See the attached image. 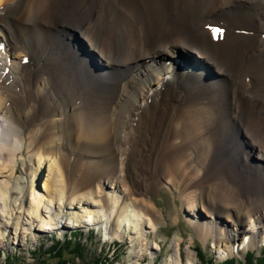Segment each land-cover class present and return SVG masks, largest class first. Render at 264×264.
Returning a JSON list of instances; mask_svg holds the SVG:
<instances>
[{
    "label": "bare ground",
    "instance_id": "1",
    "mask_svg": "<svg viewBox=\"0 0 264 264\" xmlns=\"http://www.w3.org/2000/svg\"><path fill=\"white\" fill-rule=\"evenodd\" d=\"M0 42V218L28 189L39 230L66 199L77 218L156 230L153 197L167 184L204 243L232 255L244 236L262 242L264 0H0ZM176 58L209 73L174 69Z\"/></svg>",
    "mask_w": 264,
    "mask_h": 264
},
{
    "label": "rangeland",
    "instance_id": "2",
    "mask_svg": "<svg viewBox=\"0 0 264 264\" xmlns=\"http://www.w3.org/2000/svg\"><path fill=\"white\" fill-rule=\"evenodd\" d=\"M82 35L78 32L77 36L76 33L78 43L81 41L83 43ZM84 44L86 49L83 50L89 51L87 42L84 41ZM94 57L97 58V55L94 54ZM128 133L126 132L125 136ZM116 144H119L122 150L129 148L125 138L122 143L116 138ZM248 149L251 150L249 147ZM3 150L6 152L8 148L4 147ZM253 156H258V153L252 152V156L250 155L248 159ZM73 157L75 156L72 155L71 158ZM73 166L74 163L71 167L69 165V171L73 170ZM17 168L19 174L15 175L14 179L19 178L23 185H27L34 178L32 175L34 166L26 161L19 162ZM28 170L31 171L30 174ZM117 175L120 177L118 171ZM37 183L42 186L41 176L38 177ZM105 183V191L112 192L113 186L107 181ZM160 189L153 200L163 211L165 218L159 229L155 230L150 225H146V229L139 231L127 227L116 228L112 217L104 212L96 214L97 217L94 218H88L86 215L77 218L79 211L73 209L67 199L62 204L61 214H58L55 205H51L52 210L46 216L52 218V224L48 223L39 230L37 221L30 218L23 206L29 199L28 189H25L22 195L18 192L14 193L15 195L8 201L6 219L0 218V264H97L96 260L104 258L108 260L104 264H137L138 258H143L138 262L139 264H178V260H181L182 264H205L210 258L215 264H221L232 258L244 262L248 253H252L256 259L262 257L264 239L262 242L250 245L248 236H244L233 247L232 255H228L223 249H218L212 238L204 243L195 234V216L187 212L186 207L183 208L184 205L182 206V202L176 196V190L167 184H163ZM12 190H15L14 187ZM120 191H123V187ZM100 198L103 199L102 196ZM4 221L6 225L3 226ZM67 243L73 245V250L75 244H79L82 249L80 253L63 251L64 260H59L51 249L55 246L64 247Z\"/></svg>",
    "mask_w": 264,
    "mask_h": 264
},
{
    "label": "trees",
    "instance_id": "3",
    "mask_svg": "<svg viewBox=\"0 0 264 264\" xmlns=\"http://www.w3.org/2000/svg\"><path fill=\"white\" fill-rule=\"evenodd\" d=\"M72 246L73 245L70 246V243H67V245L64 246V247H59L58 248V246L57 247L55 246V248L53 247L51 249V252L55 256H57L59 258V260H64L63 259V257H64L63 256V251H65V252L68 251L69 253H71V252H79L82 249L79 244H75L74 250H73ZM262 253H263L262 257L257 258V259L254 257V255L252 253H248V254H246V257L244 258V260H245L244 262L243 261L240 262V261L236 260L235 258H232V259H229L227 261L222 262L221 264H264V251ZM106 261H108V260L105 259V258L102 259V260H96L97 264H104V263H106ZM205 264H215V262L213 261L212 258H210V260L209 261L207 260L205 262Z\"/></svg>",
    "mask_w": 264,
    "mask_h": 264
},
{
    "label": "snow or ice",
    "instance_id": "4",
    "mask_svg": "<svg viewBox=\"0 0 264 264\" xmlns=\"http://www.w3.org/2000/svg\"><path fill=\"white\" fill-rule=\"evenodd\" d=\"M214 31H217V32H218V31H219V29H214Z\"/></svg>",
    "mask_w": 264,
    "mask_h": 264
}]
</instances>
